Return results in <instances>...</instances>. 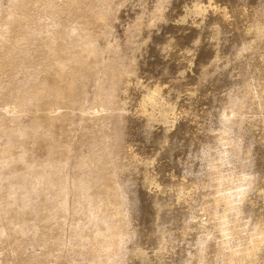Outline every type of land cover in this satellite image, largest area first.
I'll return each mask as SVG.
<instances>
[{"label":"rangeland","instance_id":"rangeland-1","mask_svg":"<svg viewBox=\"0 0 264 264\" xmlns=\"http://www.w3.org/2000/svg\"><path fill=\"white\" fill-rule=\"evenodd\" d=\"M203 1L0 0V264H264V81L235 90L246 58ZM244 33L264 64V15ZM202 100L214 154L171 121Z\"/></svg>","mask_w":264,"mask_h":264},{"label":"bare ground","instance_id":"bare-ground-1","mask_svg":"<svg viewBox=\"0 0 264 264\" xmlns=\"http://www.w3.org/2000/svg\"><path fill=\"white\" fill-rule=\"evenodd\" d=\"M199 11L209 16L215 23L222 27L224 43L230 55L235 58L242 55L246 58V60L237 62L235 65L237 71L235 90L240 94H244L247 90L255 88L258 82L264 81V64L257 62L254 58L255 45L259 39L246 37L244 33L247 25L260 23L264 15V5L261 1L244 0L240 2L237 0L228 2L225 0H205L200 5ZM189 79L185 78V80ZM181 82L178 77H175V79L169 80L167 83L160 81L155 87L162 92L165 100H169L170 93L180 88L182 86ZM209 104L206 100H202L194 109H188L186 111L178 110L171 121L182 140L193 142L201 152L214 154L219 145L220 128L215 123L216 108L211 109ZM149 106V98L144 97L138 100L137 107L131 112L134 119L139 120L140 110H147ZM217 106L218 104H216ZM157 151V147H150L147 150L138 148L136 150L140 157L149 161H155V153ZM162 163L164 166L162 169L164 173L163 182L171 186L177 195L183 196L188 206L191 205L189 196L193 195L194 192L199 194L198 199H200L204 206L212 202L211 198L204 196L203 190L198 189L190 180L176 177L167 168L166 164L164 162ZM162 163L159 161V166H162ZM137 236L140 241L148 239L150 242H155L157 240L156 233L152 232L147 234L144 226L138 229Z\"/></svg>","mask_w":264,"mask_h":264}]
</instances>
